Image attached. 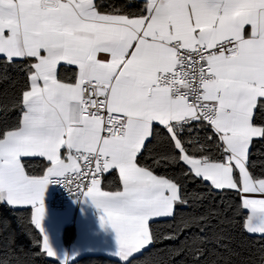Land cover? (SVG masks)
Wrapping results in <instances>:
<instances>
[{
  "label": "snow or ice",
  "instance_id": "1",
  "mask_svg": "<svg viewBox=\"0 0 264 264\" xmlns=\"http://www.w3.org/2000/svg\"><path fill=\"white\" fill-rule=\"evenodd\" d=\"M0 81V206L38 230L25 253L0 218V264H68L52 185L95 209L118 264H233L216 229L237 218L264 264V0H0ZM195 182L234 196L197 211Z\"/></svg>",
  "mask_w": 264,
  "mask_h": 264
},
{
  "label": "trees",
  "instance_id": "2",
  "mask_svg": "<svg viewBox=\"0 0 264 264\" xmlns=\"http://www.w3.org/2000/svg\"><path fill=\"white\" fill-rule=\"evenodd\" d=\"M108 3L122 5L127 4L131 5L133 8L139 6L142 1L137 0H107ZM9 75L12 77L16 76V71L14 69H9ZM10 82L0 81V92L5 88L9 87ZM203 135V133H201ZM254 157L257 158L258 162L264 160V142L257 143L253 149ZM35 164V161L33 162ZM159 171V169H158ZM188 190L191 193L195 191L199 193L204 199L197 203L196 210L204 211L205 209L217 206L221 203L222 197L224 199H231L234 196V193H220V192H209L205 185L200 184L199 182L189 183ZM27 214L24 212H14L7 207L0 206V218L6 219L11 223L12 230L16 236V245L19 248H23L24 252L27 253L32 249V241L38 233L37 230L34 232H28V225L25 223L23 226L18 225L17 217H26ZM217 222L213 220V224ZM241 220L237 218L231 224H222L216 230L222 232L226 237L223 241L224 244H227L231 250L239 253V256H233V264H241V260L245 257L251 256L255 260L256 264H260L259 256L256 254V250L261 246L258 240H253L244 234L240 227ZM34 227V226H33ZM65 239H69V232L65 233ZM210 247H215V245H209ZM164 245H156L152 250V258L155 259L160 250ZM223 252L224 250L221 249ZM148 253H145L144 256L138 255L137 258L133 261V264H144L145 256ZM224 255H228V252H224ZM28 260V264H50L52 261L49 258L45 257H25ZM119 260L104 256V255H83L74 261L68 264H118ZM51 264H60L56 261H52ZM122 264V262H120Z\"/></svg>",
  "mask_w": 264,
  "mask_h": 264
},
{
  "label": "crops",
  "instance_id": "3",
  "mask_svg": "<svg viewBox=\"0 0 264 264\" xmlns=\"http://www.w3.org/2000/svg\"><path fill=\"white\" fill-rule=\"evenodd\" d=\"M50 192L49 187L45 197L49 217L45 220V226L49 229L52 246L61 257L66 256L68 263L83 255L96 254L119 260L113 255L117 250L115 234L113 231L100 229L94 208L89 206L82 213L81 205L72 203L67 208L53 210L48 204ZM67 231L69 232L68 240L65 239ZM49 259L53 260V258ZM56 262L61 264V261Z\"/></svg>",
  "mask_w": 264,
  "mask_h": 264
},
{
  "label": "built area",
  "instance_id": "4",
  "mask_svg": "<svg viewBox=\"0 0 264 264\" xmlns=\"http://www.w3.org/2000/svg\"><path fill=\"white\" fill-rule=\"evenodd\" d=\"M51 192L48 199V204L53 210H61L70 206L74 199L70 196L66 189L59 187L58 185L50 186Z\"/></svg>",
  "mask_w": 264,
  "mask_h": 264
}]
</instances>
